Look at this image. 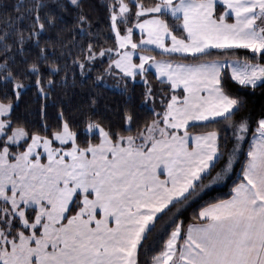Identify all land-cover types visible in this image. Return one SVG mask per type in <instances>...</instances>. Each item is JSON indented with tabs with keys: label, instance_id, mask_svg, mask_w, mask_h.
Here are the masks:
<instances>
[{
	"label": "crops",
	"instance_id": "obj_1",
	"mask_svg": "<svg viewBox=\"0 0 264 264\" xmlns=\"http://www.w3.org/2000/svg\"><path fill=\"white\" fill-rule=\"evenodd\" d=\"M162 13L181 18L182 39L169 30ZM137 14L136 35L148 43L143 47L168 51L173 41L183 45L178 52L183 54L238 46L264 51V0H159ZM137 52L136 44V63L141 64L136 76L144 79L151 71L170 91L149 137L122 136L128 138L126 144L122 139V145L111 144L97 156V190L103 201L90 196L86 264H136L140 242L157 216L187 194L218 157V134L195 133L189 127L235 109L236 102L220 87L224 64L249 62L177 63ZM229 73L233 78L230 68ZM260 78L259 83L264 72ZM200 216L202 222L180 230L168 264H264V140L252 143L244 180L233 195L204 207ZM171 237L173 233L154 264L166 255Z\"/></svg>",
	"mask_w": 264,
	"mask_h": 264
},
{
	"label": "trees",
	"instance_id": "obj_2",
	"mask_svg": "<svg viewBox=\"0 0 264 264\" xmlns=\"http://www.w3.org/2000/svg\"><path fill=\"white\" fill-rule=\"evenodd\" d=\"M128 1L136 16L139 7H154L159 3V0ZM117 2L0 0V101L14 102L9 115L10 128L21 126L30 134L51 136L67 122L78 143L86 147L101 141L97 131H88L89 125H102L114 140L120 136L139 138L159 117L146 103L147 91L159 87L168 92L170 87L161 84L151 71H146L145 80L138 75L135 81H126L122 89L105 85L96 77L103 70L99 67L116 56L113 49L117 40L112 23ZM216 11L219 15L221 8ZM160 16L175 36L184 37L181 18L168 13ZM142 52L177 63L242 59L264 64V51L257 53L245 46L212 48L193 54L151 48H143ZM101 54L102 63L92 66L94 62L89 58ZM86 68L89 72L83 76L82 70ZM18 83L24 88L16 100ZM220 87L236 102L235 109L226 117L189 127L195 133L218 134V157L187 194L157 216L140 242L136 264H154L178 226L185 228L202 222L201 210L230 198L244 180L251 138L264 118V78L255 85L238 82L231 77L226 63L220 74ZM240 126L246 137L233 175L224 186L208 189L211 180L227 165L233 153L235 129ZM75 209L76 206L71 207V212Z\"/></svg>",
	"mask_w": 264,
	"mask_h": 264
},
{
	"label": "rangeland",
	"instance_id": "obj_3",
	"mask_svg": "<svg viewBox=\"0 0 264 264\" xmlns=\"http://www.w3.org/2000/svg\"><path fill=\"white\" fill-rule=\"evenodd\" d=\"M70 1L77 3L79 0ZM141 8L153 9V5L139 7L138 13ZM137 18L138 14L136 16L128 0H118L112 23L117 40L113 49L116 56L99 67L103 70L97 72L96 77L101 83L122 89L126 81H135L136 71L141 68V64L136 63V44L140 52L147 48L143 47L144 44H148H143L144 38L136 35ZM181 46L172 41L166 48L179 52ZM96 56L89 58L94 62L92 66L100 65L104 59L102 54ZM152 57L156 60L155 56ZM227 65L233 78L244 84H258L264 72V65L258 62L241 65L232 61ZM88 72V68L83 69L82 75L86 76ZM145 78L141 76V79ZM22 88L21 83L16 84V100ZM166 99V90L159 87L148 89L146 103L159 117L141 132L140 138L149 137L157 129ZM13 106V101H0V264H86L85 254L90 249L85 241L84 226L90 215V196L96 198L98 195V202L103 201V192L97 190L100 183V176L96 173L99 169L97 156L111 144L122 145V139L126 144L128 138L120 136L113 140L102 125H89L88 131H97L101 141L96 147L92 144L83 147L67 122L51 136L30 134L21 126L10 128L9 115ZM242 128L235 129L233 153L225 168L211 180L208 189L224 186L233 175L246 137ZM257 139L264 140V118L251 138L252 143ZM73 206L77 209L71 212ZM180 230L182 227L178 226L173 231L166 255L158 257L156 264H162L165 259L168 264ZM72 235L78 237L73 239Z\"/></svg>",
	"mask_w": 264,
	"mask_h": 264
}]
</instances>
